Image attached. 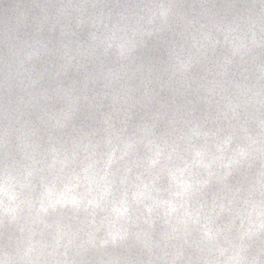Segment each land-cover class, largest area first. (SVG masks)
Here are the masks:
<instances>
[{"label": "clouds", "instance_id": "obj_1", "mask_svg": "<svg viewBox=\"0 0 264 264\" xmlns=\"http://www.w3.org/2000/svg\"><path fill=\"white\" fill-rule=\"evenodd\" d=\"M0 264H264V0H0Z\"/></svg>", "mask_w": 264, "mask_h": 264}]
</instances>
